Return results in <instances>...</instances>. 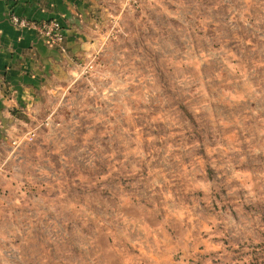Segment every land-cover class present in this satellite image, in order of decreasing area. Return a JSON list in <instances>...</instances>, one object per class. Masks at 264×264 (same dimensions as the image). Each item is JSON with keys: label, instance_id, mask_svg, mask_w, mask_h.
Masks as SVG:
<instances>
[{"label": "rangeland", "instance_id": "obj_1", "mask_svg": "<svg viewBox=\"0 0 264 264\" xmlns=\"http://www.w3.org/2000/svg\"><path fill=\"white\" fill-rule=\"evenodd\" d=\"M0 149V264H264V0H116Z\"/></svg>", "mask_w": 264, "mask_h": 264}, {"label": "crops", "instance_id": "obj_2", "mask_svg": "<svg viewBox=\"0 0 264 264\" xmlns=\"http://www.w3.org/2000/svg\"><path fill=\"white\" fill-rule=\"evenodd\" d=\"M116 0H0V149L23 130L52 82L65 80L99 45L101 20ZM40 22L56 19L61 45L31 28L15 27L10 15Z\"/></svg>", "mask_w": 264, "mask_h": 264}, {"label": "built area", "instance_id": "obj_3", "mask_svg": "<svg viewBox=\"0 0 264 264\" xmlns=\"http://www.w3.org/2000/svg\"><path fill=\"white\" fill-rule=\"evenodd\" d=\"M10 20L15 27L31 28L42 37L46 42L54 45H61L64 35L61 23L56 19L35 22L16 14L10 15Z\"/></svg>", "mask_w": 264, "mask_h": 264}]
</instances>
